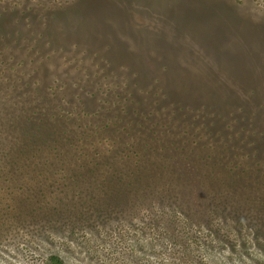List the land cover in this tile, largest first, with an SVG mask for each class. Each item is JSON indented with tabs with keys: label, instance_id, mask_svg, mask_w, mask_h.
Here are the masks:
<instances>
[{
	"label": "rangeland",
	"instance_id": "1",
	"mask_svg": "<svg viewBox=\"0 0 264 264\" xmlns=\"http://www.w3.org/2000/svg\"><path fill=\"white\" fill-rule=\"evenodd\" d=\"M264 264V0H0V264Z\"/></svg>",
	"mask_w": 264,
	"mask_h": 264
},
{
	"label": "trees",
	"instance_id": "2",
	"mask_svg": "<svg viewBox=\"0 0 264 264\" xmlns=\"http://www.w3.org/2000/svg\"><path fill=\"white\" fill-rule=\"evenodd\" d=\"M47 264H62V261L57 256H51L47 260Z\"/></svg>",
	"mask_w": 264,
	"mask_h": 264
}]
</instances>
